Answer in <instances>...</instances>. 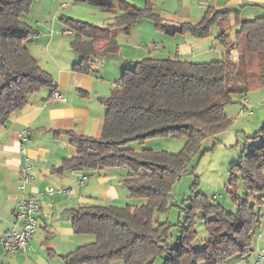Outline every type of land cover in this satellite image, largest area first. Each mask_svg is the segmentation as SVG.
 I'll list each match as a JSON object with an SVG mask.
<instances>
[{
    "label": "trees",
    "instance_id": "obj_1",
    "mask_svg": "<svg viewBox=\"0 0 264 264\" xmlns=\"http://www.w3.org/2000/svg\"><path fill=\"white\" fill-rule=\"evenodd\" d=\"M31 2L0 0V126L21 112L29 96L53 88L51 75L38 65L24 44L37 36L22 20ZM95 5L101 11L112 9L107 3ZM129 8L116 14L106 27L60 19L71 32L70 48L79 58L72 66L74 72L88 74L97 57L117 55L120 46L114 33H127L142 18L166 35L188 34L205 39L213 25L227 23L233 16L235 42H230L226 29L219 31L215 38L226 52L216 62L153 57L133 62L132 67L121 70L118 86L110 96L101 100L105 116L99 136L66 132L76 152L56 171L125 168L122 185L130 197L145 202L138 207L83 205L71 209L68 213L74 231L94 240L62 259L66 264H153L157 258L162 264H225L250 250L253 231L259 224L248 196L264 192V127L261 138L256 134L254 139L259 140L229 169V192L236 213L195 193L172 246L167 242L170 226L156 224L154 214L168 209L171 189L186 172L188 154L202 140L215 138L230 126L224 109L232 103V96L264 86V14L240 19L232 10L214 12L208 8L199 23H166L151 8ZM163 136L184 137V148L172 154L164 149L127 147L131 142L142 147L147 140ZM237 175L245 187L242 197L235 192ZM196 210L202 211L201 220L208 233L200 248L193 247Z\"/></svg>",
    "mask_w": 264,
    "mask_h": 264
},
{
    "label": "crops",
    "instance_id": "obj_2",
    "mask_svg": "<svg viewBox=\"0 0 264 264\" xmlns=\"http://www.w3.org/2000/svg\"><path fill=\"white\" fill-rule=\"evenodd\" d=\"M47 1L35 0L39 5H52V0ZM207 2L206 5L198 1L195 6L198 12L190 10L184 14L179 1L178 13L175 15L178 14L180 19L175 22L186 20L189 23H199V18L205 14L203 8H210L214 12L232 10L240 19L253 10L257 15L264 14V0ZM61 6L64 7L65 4ZM192 6L194 7V4H191V9ZM46 15L47 18H52V10ZM171 18V21L175 20V17ZM229 23H234L233 16L227 23H219L218 30L227 29ZM36 29L37 36L24 44L38 65L51 75L53 88H45L29 96L21 112L11 115L4 125L0 126V240L8 229L19 228L20 224L16 223L14 215L17 203L22 198L40 196V209L35 214L37 228L29 242L30 249L25 253H6L3 252L0 241V264H66L62 259L63 255L88 243V235L74 231L68 212L83 205H106V202L117 200L119 193L116 182L119 179L118 183H121L122 178L117 172L118 168L56 171L64 159L71 158L76 152L70 145L66 132L97 137L105 116V106L101 100L110 96L114 85L118 83L115 78H119V72L129 65H126V62L133 63L139 58L144 59L139 46L134 47L128 54L125 53V56L120 48L117 55L105 56L98 66H90V73H77L72 70L79 58L70 48L71 32L65 27L59 29L56 26L52 30V20L48 19L37 24ZM132 31L134 28L125 33L127 39L133 38ZM213 36L212 34L205 39H196L188 34L173 35L170 36L172 40L161 42L160 49L155 47L156 55H150L151 49L145 51L149 55L147 57L174 58L187 62H194L212 53L221 59L226 51L217 47L219 44ZM64 38H68L66 45L71 54H61L52 59V44L56 43L61 47ZM118 40L116 42L122 46L124 41ZM53 90L61 92L66 101L52 102L50 97ZM81 176H86L83 185H79ZM23 178L27 179V183L23 189H18ZM47 188H51L55 193L46 194ZM61 189L70 190V193H56ZM258 239L264 241L261 235ZM257 253L255 249L254 252H249L248 259L247 253L240 256V259L244 260L243 264H252ZM234 257L226 263L235 261L231 260Z\"/></svg>",
    "mask_w": 264,
    "mask_h": 264
},
{
    "label": "rangeland",
    "instance_id": "obj_3",
    "mask_svg": "<svg viewBox=\"0 0 264 264\" xmlns=\"http://www.w3.org/2000/svg\"><path fill=\"white\" fill-rule=\"evenodd\" d=\"M44 1L48 2L47 0H42V2ZM179 1H181V11H183L184 14L190 10L195 11V13L198 12L195 9L198 1L206 3V5L208 4L207 0H52V5L48 3L45 5H39L36 4L35 0H32L27 15L22 18L26 24L37 32V34L38 30L36 29V25L42 23L43 20L44 22L47 21V19L49 21L52 20V30L54 26L59 29L63 28L64 26H62L63 24L60 21L62 17L79 20L97 27H106L112 22L116 14L120 13L123 9H128L130 6L131 7L129 9H132L134 6L140 9L151 8L152 12L164 20V22L176 23L175 21L180 19L178 18V14L177 16L175 15V13H178L177 7L180 5ZM96 3L110 4L112 9L108 12L103 10L101 11V9L95 5ZM61 4H65V6L62 7ZM191 4H194L192 9ZM203 9L204 10L202 11L205 13L207 8ZM51 10L52 18L51 16L47 18L46 13L51 12ZM256 13L257 12L253 10L249 12V14L242 16V19H252L263 15H257L258 13ZM171 17H175V20L171 21V19H173ZM202 18H199V20H202ZM185 21L186 20H179V22ZM196 23L197 22L193 24ZM227 26L228 28L226 29V33L229 35L230 42L234 43L236 27L234 26V23H229ZM130 28H134L135 31V33L132 31L133 38L131 39L126 38L124 31H117L113 35V38L116 41H119L118 39H120V41H124L122 42V46L119 44L121 46L120 48L123 50L122 52L124 56L125 53L128 54L130 51H133V48L136 46L141 48L144 58L149 56L145 51L148 49H151L150 55L154 56L156 55L155 47L160 49L162 41L172 40L170 36L162 33L161 31L158 32L154 23L146 18L138 20ZM219 31L218 26L213 25L210 28V35L213 34L216 37ZM62 40L63 45H61V47H58L56 43L52 44V48L50 50V52H52V59L55 57L58 58L61 54L65 56H69V54H71L69 53L70 51L66 45L68 38H64ZM139 43H141V45ZM127 44L129 47H126ZM217 47L225 50V48L221 45H217ZM103 59V57H97L94 59L91 67L93 68L95 65L98 66ZM141 59L142 58H139L138 61ZM219 59L220 58L217 54L212 53L202 58H198L194 62H216V60ZM126 65H128V67H132V63L129 62H126ZM120 73L121 72H119V75ZM111 76H113V74H111ZM115 81L119 83V78H115ZM245 98H247L248 101L247 109L252 111L251 115L240 112V109L242 108V101ZM224 111L231 120L230 126L226 130L221 131V133H218L215 138H206L202 140L199 143L198 148H194L188 154L185 168L186 172L182 174L180 179L176 181L171 189L169 203H167L169 204L168 209L165 212L154 214V222L156 224L165 223L170 226L169 238L167 240L168 245L170 246L176 243L179 236V227L185 219V209L190 205V198L195 195V193L205 196L207 202L210 203L212 202V197L216 195V200L214 201L216 206H220L226 211L236 213L237 206L232 198V194L229 192V190H231L229 185L231 178L229 169L239 160L243 151H247L251 145L259 140L254 139L255 135H260L262 133L261 130L264 127V86L252 88L247 93L234 94L232 96V103L228 104ZM184 145L185 138L182 136H163L147 140L142 147L133 142L129 143L127 147L136 150H140V148H151L161 151L164 149V151H168L169 153L177 154L184 148ZM117 170L120 177L126 173L125 168H118ZM118 180L116 182V186L119 197L117 200L110 203L106 202L107 204L109 203V205L118 207H124L126 205L130 207H138L140 204L145 202L143 199L130 197L126 187L121 183H118ZM195 183L197 184L194 186ZM235 187L236 194L242 197L245 193V187L240 175H237L235 179ZM248 199L249 203L254 207V212L257 215L259 224L253 231L251 248L250 251L247 252L248 256L246 254V258L248 259L250 256L249 252H254L255 249L258 252L259 250L263 251L264 257V241L262 239H258L259 235H261V238L264 237V192L261 194H255L254 196L249 195ZM202 215L201 210H196L193 217L194 229L197 234L196 239L193 242L194 248H200L208 239L206 223L201 220ZM86 239L88 243L94 240V238L89 235L86 236ZM240 258L242 257L236 256L231 259L235 261H232L231 263L228 261L226 264H233L234 262L243 264L244 260L241 261ZM114 264L121 263L116 262ZM153 264H162V259H155ZM262 264H264V259L262 260Z\"/></svg>",
    "mask_w": 264,
    "mask_h": 264
},
{
    "label": "built area",
    "instance_id": "obj_4",
    "mask_svg": "<svg viewBox=\"0 0 264 264\" xmlns=\"http://www.w3.org/2000/svg\"><path fill=\"white\" fill-rule=\"evenodd\" d=\"M118 86L116 83L114 87ZM51 101L52 102H65L66 97L63 96L61 92L58 90H53L51 93ZM247 98L242 101V108L240 112L247 113V115H251L252 111L247 109ZM86 176H81L79 180V185H83ZM27 179L23 178L21 184L18 186V189H23L24 185L27 183ZM45 193L48 195H52L55 193L51 188H47ZM56 193H70V190H59ZM40 197V196H39ZM39 197H25L22 198L18 203L15 211V220L16 223H19V228L8 229L4 235L1 237V246L3 252L15 253L18 251L27 252L30 249L29 242L34 235L37 223L35 214L38 212L39 208ZM216 200V195H214L211 199L212 202ZM203 221V220H202ZM263 251H259L256 255V259L252 264H262ZM2 264V263H1Z\"/></svg>",
    "mask_w": 264,
    "mask_h": 264
}]
</instances>
